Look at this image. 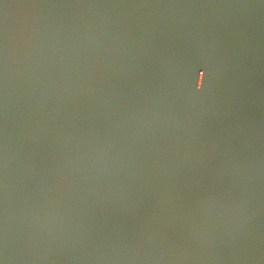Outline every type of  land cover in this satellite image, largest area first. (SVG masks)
<instances>
[{"label": "water", "instance_id": "obj_1", "mask_svg": "<svg viewBox=\"0 0 264 264\" xmlns=\"http://www.w3.org/2000/svg\"><path fill=\"white\" fill-rule=\"evenodd\" d=\"M0 264H264V0H0Z\"/></svg>", "mask_w": 264, "mask_h": 264}]
</instances>
